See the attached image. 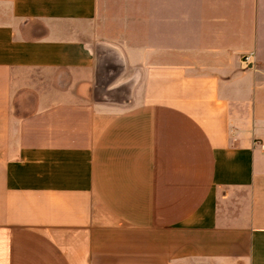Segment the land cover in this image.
<instances>
[{
  "label": "crops",
  "instance_id": "obj_1",
  "mask_svg": "<svg viewBox=\"0 0 264 264\" xmlns=\"http://www.w3.org/2000/svg\"><path fill=\"white\" fill-rule=\"evenodd\" d=\"M261 145L264 0H0V264H264Z\"/></svg>",
  "mask_w": 264,
  "mask_h": 264
},
{
  "label": "built area",
  "instance_id": "obj_2",
  "mask_svg": "<svg viewBox=\"0 0 264 264\" xmlns=\"http://www.w3.org/2000/svg\"><path fill=\"white\" fill-rule=\"evenodd\" d=\"M250 59H251V55L250 54L245 55V56L242 57V61L244 63H249ZM261 149L264 150V145H261Z\"/></svg>",
  "mask_w": 264,
  "mask_h": 264
},
{
  "label": "water",
  "instance_id": "obj_3",
  "mask_svg": "<svg viewBox=\"0 0 264 264\" xmlns=\"http://www.w3.org/2000/svg\"><path fill=\"white\" fill-rule=\"evenodd\" d=\"M101 63H103V62H101V61H100V68L102 69V68H103V66L101 65ZM101 66H102V67H101Z\"/></svg>",
  "mask_w": 264,
  "mask_h": 264
}]
</instances>
